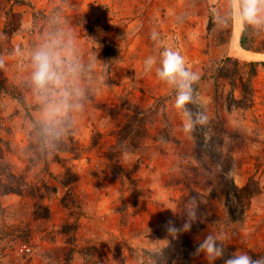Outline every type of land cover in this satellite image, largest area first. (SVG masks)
<instances>
[{
  "label": "rangeland",
  "instance_id": "1",
  "mask_svg": "<svg viewBox=\"0 0 264 264\" xmlns=\"http://www.w3.org/2000/svg\"><path fill=\"white\" fill-rule=\"evenodd\" d=\"M60 12L66 16L68 10ZM263 39L264 31H260L256 46H262ZM109 52L115 55L116 50L111 46ZM209 54L206 51L205 55ZM259 62L264 59L232 56L230 40V50L221 56L204 61L202 67H187L199 76L193 85L197 103L189 108L208 116L207 124L198 126L205 146L216 144L232 156L230 176L237 186L254 178L261 187L237 221L231 219L226 197L220 192L221 167L207 156L196 158L193 131H185L182 113L174 107L175 90L166 83L158 80L159 91L170 100L169 117L162 116L160 122L167 139L157 137L148 124L140 152H121L108 146L112 139L99 130H91L89 145L80 147L68 119L52 120H64V138L69 132L76 149L59 153V162L53 160V154L42 156L34 147L37 141L30 117L36 119L30 107L26 111L19 100L1 97L0 134L6 129L13 138L6 140L10 147L6 161L14 174L24 176L31 187H40L44 194L41 204L48 208L49 217L35 216L43 211L34 207L37 198L0 197V264H168L162 250H170L175 242L183 241L181 234H186L172 237L167 226L171 221L182 227L192 196L199 202L200 219L196 222L202 227L194 232L192 224L190 232L204 231L193 235L191 246L214 232L223 236L225 258L235 251L253 259L264 257V67L255 64ZM19 95L22 97L21 90ZM16 133L25 135L21 151L14 145ZM67 167L78 181L64 187L61 181ZM234 205L241 209L235 201ZM206 211L214 213L205 216ZM213 218L219 219L214 227ZM203 219L209 223L206 231ZM23 244L35 246L37 252L27 255L21 250ZM185 250L190 258L183 252L169 264H208L203 254ZM215 264H223V260Z\"/></svg>",
  "mask_w": 264,
  "mask_h": 264
},
{
  "label": "crops",
  "instance_id": "2",
  "mask_svg": "<svg viewBox=\"0 0 264 264\" xmlns=\"http://www.w3.org/2000/svg\"><path fill=\"white\" fill-rule=\"evenodd\" d=\"M226 7L225 0H0V58L4 60L0 69L7 84L21 87L36 120L68 119L80 147L89 145L91 130H99L112 139L107 145L113 148L127 115H134L133 108L156 111L151 127L161 137L165 130L160 127L161 117H169L170 100L158 89L155 67L159 66L160 53L166 48L178 51L186 67L198 68L230 50L234 25L215 26L211 17ZM60 10H68L66 16ZM153 32L159 34L158 41L151 39ZM103 44L114 47L115 56L107 54ZM42 47L63 61V82L49 92L48 101L63 102L66 107L54 119L45 116L48 101L31 80L33 53ZM149 56L157 59V65L145 72L144 60ZM1 97L11 99L3 92ZM163 97L165 103L160 104ZM7 134L5 129L1 136L12 140ZM15 140L21 151L25 135L16 133ZM212 213L206 211L205 216ZM213 219L214 227L219 219ZM203 223L206 231L209 223L204 219ZM203 231L189 230L181 237L193 244V235Z\"/></svg>",
  "mask_w": 264,
  "mask_h": 264
},
{
  "label": "trees",
  "instance_id": "3",
  "mask_svg": "<svg viewBox=\"0 0 264 264\" xmlns=\"http://www.w3.org/2000/svg\"><path fill=\"white\" fill-rule=\"evenodd\" d=\"M259 34L260 31L254 32L250 29H243L240 37L241 47L255 53H264V39L262 41V46H256L255 44L256 36ZM103 47L107 54L115 56L109 52L111 45L103 44ZM255 64L264 67V62ZM20 90L21 87L7 84V79L4 77L2 70L0 69V92L10 95L11 99L19 100L25 110L29 111V107L27 106L24 98L19 95ZM132 110L134 115H127V121L117 133V143L114 146V149L120 150L121 152H140L143 147L142 140L147 132V125L154 123V117L156 115V111L154 109L150 108L148 110H140L133 108ZM30 120L33 123L32 132H35V140L37 141V143L34 144V147L39 148L42 156L46 157L49 152L50 154H53V160L59 162V153H74L76 151L75 147L72 146L74 140L69 137V132L66 133L67 138H64L65 133L62 129H66L67 127L64 120L50 123L36 121L31 117ZM193 135L196 146V158L201 159L202 156H207L213 163L221 167L219 176L220 182L218 183L220 192L226 197V207L231 219L235 221L239 220V217L243 215L244 210L249 207L251 199L261 193L259 182L253 178L250 179L245 186H237L230 176L233 165L232 156L230 154H224L221 147H217L218 145L216 144H210L206 147L203 141L204 138L198 131V126L193 131ZM161 138L163 140L167 138L166 131L162 132ZM9 148V143L4 140L0 134V197L14 194L20 197L27 195L33 199L37 198L34 207H38L43 211L38 214L35 213V216L37 218L47 219L49 217L48 208L42 206L41 204L44 194L40 192L39 186L31 187L24 176L14 174L12 166L5 158V153L9 151ZM30 161H32V159H30ZM77 181L78 176L72 172L71 168L67 167L65 169L64 179L61 181L62 185L66 187ZM234 201L241 207L240 210H237V207L234 205ZM63 203H65V200H63ZM201 227L202 226L199 222L193 223L194 232L198 231ZM172 246L173 247L170 250H162L163 255L167 257L168 264L171 263V260L174 259L175 255H180V253L184 252L186 256L189 257V253L185 249L193 251L196 248V246H191L188 239H184L180 243L175 242Z\"/></svg>",
  "mask_w": 264,
  "mask_h": 264
},
{
  "label": "clouds",
  "instance_id": "4",
  "mask_svg": "<svg viewBox=\"0 0 264 264\" xmlns=\"http://www.w3.org/2000/svg\"><path fill=\"white\" fill-rule=\"evenodd\" d=\"M211 17L213 24L221 28H228L238 21L244 30L264 31V0H227L226 10L211 13ZM151 39L158 41L159 34L153 32ZM62 63L60 56L50 51L48 47H42L33 53L31 80L35 90L45 101H48L49 92L63 82L60 70ZM158 64L159 66L155 67V74L160 81L175 90L174 107L182 113L185 131L191 132L197 126L206 125L208 116L202 111L193 112L188 107L190 104L197 103L193 85L199 80V76L186 67L185 60L178 51L170 48L160 53ZM155 65H157V59L149 56L144 60V71L150 72ZM3 67L4 60L0 58V68ZM63 107H66L63 102L48 101L45 103V116L54 119L61 115ZM77 107H82V105H77ZM198 209V199L192 196L184 210L187 217L186 222L181 228H177L170 221L167 226L169 235L176 237L180 232L189 231L192 224L200 219ZM225 251L223 236L209 232L198 242L193 255L203 254L208 264H215L217 260H223V264H264V257L253 259L245 252L235 251L225 258Z\"/></svg>",
  "mask_w": 264,
  "mask_h": 264
},
{
  "label": "bare ground",
  "instance_id": "5",
  "mask_svg": "<svg viewBox=\"0 0 264 264\" xmlns=\"http://www.w3.org/2000/svg\"><path fill=\"white\" fill-rule=\"evenodd\" d=\"M242 32V28L239 22L236 24V27L233 31L231 37V52L232 56L242 59V60H252V59H264V55L254 54L251 52L246 51L240 45V35Z\"/></svg>",
  "mask_w": 264,
  "mask_h": 264
},
{
  "label": "built area",
  "instance_id": "6",
  "mask_svg": "<svg viewBox=\"0 0 264 264\" xmlns=\"http://www.w3.org/2000/svg\"><path fill=\"white\" fill-rule=\"evenodd\" d=\"M69 73V70L66 71V74ZM21 250L26 253L27 255H33L37 252V249L35 246L31 245V244H23L21 246Z\"/></svg>",
  "mask_w": 264,
  "mask_h": 264
}]
</instances>
